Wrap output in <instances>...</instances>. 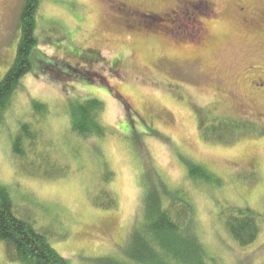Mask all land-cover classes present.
<instances>
[{"label":"rangeland","instance_id":"374dc122","mask_svg":"<svg viewBox=\"0 0 264 264\" xmlns=\"http://www.w3.org/2000/svg\"><path fill=\"white\" fill-rule=\"evenodd\" d=\"M198 1L41 0L33 68L0 126V184L70 264L124 261L150 195L191 202L192 232L222 264H264V0L244 11L242 0H210L208 15L192 9ZM22 3L0 0V82ZM90 97L105 106L102 138L72 130L70 102ZM238 121L253 129L227 143L204 138L205 126ZM24 125L38 137L21 156L13 142ZM191 162L215 179L191 178ZM229 207L261 213L253 244L227 232ZM0 264H23L3 241Z\"/></svg>","mask_w":264,"mask_h":264},{"label":"trees","instance_id":"16d2710c","mask_svg":"<svg viewBox=\"0 0 264 264\" xmlns=\"http://www.w3.org/2000/svg\"><path fill=\"white\" fill-rule=\"evenodd\" d=\"M41 0H23L20 13V41L15 61L0 82V126L12 106L21 80L32 70L31 55L39 44L38 13ZM45 68H49L45 67ZM37 113L46 114V106L34 102ZM72 130L82 138L106 136L107 128L101 120L104 103L96 97L72 100L69 104ZM223 122L217 128L203 129L204 138L211 142L227 143L237 139L235 132L245 134L253 129L251 121ZM239 130V131H238ZM38 135L24 125L14 138V151L23 156L24 142L35 143ZM191 178L212 181L215 176L200 165L189 164ZM220 184V180L216 179ZM149 210L143 229L133 238L130 253L124 261L103 259L99 264H222L209 256L204 245L193 234L192 204L173 197L166 205L158 196H147ZM179 203H182L179 204ZM115 205L113 201L110 206ZM178 205H181L177 208ZM223 222L229 235L241 246L253 244L261 232L262 215L250 207H229L223 212ZM0 241L5 242L10 261L23 264H70L50 243L44 232L15 213L7 188L0 184Z\"/></svg>","mask_w":264,"mask_h":264},{"label":"flooded vegetation","instance_id":"af4514ba","mask_svg":"<svg viewBox=\"0 0 264 264\" xmlns=\"http://www.w3.org/2000/svg\"><path fill=\"white\" fill-rule=\"evenodd\" d=\"M178 1L181 2V3H184L183 1H187V0H178ZM189 2L192 3V1H189ZM242 2L245 5H238V7H240L239 9L241 11H244L246 9H250L252 7L251 0H242ZM198 3H201V5H195L194 7H192V9L194 8L196 11H197V9H202L203 10V7L202 6L205 5V8L204 9H206L207 11L206 10H204V11L207 12L206 13L207 15L209 14V12H215L214 3L212 1H210V0H201V1H198ZM134 12L135 13H133V14H137L136 11H134ZM200 34L201 35L198 36V37H200V39L203 40L204 39V32H203V30L200 32ZM258 86L264 89V82L261 83V84H258Z\"/></svg>","mask_w":264,"mask_h":264}]
</instances>
